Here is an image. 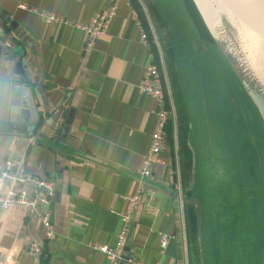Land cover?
Here are the masks:
<instances>
[{
    "label": "crops",
    "instance_id": "crops-1",
    "mask_svg": "<svg viewBox=\"0 0 264 264\" xmlns=\"http://www.w3.org/2000/svg\"><path fill=\"white\" fill-rule=\"evenodd\" d=\"M108 2L0 0V124L27 125L25 132H0V171L11 159L52 184L41 190L48 200L39 206L50 228L23 207H0V264H199L194 211L181 191L190 177L187 132L197 121L188 114L179 63H188L191 87L202 94L213 66L211 37L191 0H118L103 35L86 47L82 27ZM142 31L155 45L142 43ZM158 58L177 114L169 117L160 162L132 211L121 260L113 263L94 246H115L119 214L157 128V102L139 84ZM198 108L204 114L202 99ZM201 142L206 151L216 149L209 138ZM7 186L0 182V194ZM201 233L202 240L203 224ZM33 241L42 246L39 257L28 251Z\"/></svg>",
    "mask_w": 264,
    "mask_h": 264
},
{
    "label": "rangeland",
    "instance_id": "rangeland-1",
    "mask_svg": "<svg viewBox=\"0 0 264 264\" xmlns=\"http://www.w3.org/2000/svg\"><path fill=\"white\" fill-rule=\"evenodd\" d=\"M212 2L214 7L220 4ZM227 11L222 7L220 13L229 22L231 36L240 38L235 14ZM209 42L213 66L202 94L199 87H191L188 63H179L188 114L197 121L193 133L190 123L197 160L192 194L203 204L204 264H256L264 260L258 251L264 239V126L214 41ZM200 99L204 114L198 108ZM203 137L216 149L206 151L199 144Z\"/></svg>",
    "mask_w": 264,
    "mask_h": 264
},
{
    "label": "built area",
    "instance_id": "built-area-1",
    "mask_svg": "<svg viewBox=\"0 0 264 264\" xmlns=\"http://www.w3.org/2000/svg\"><path fill=\"white\" fill-rule=\"evenodd\" d=\"M117 8L118 0H109L106 7L96 13L88 25L82 27L86 30L88 36L86 47L90 46L94 39L103 35L110 19L116 14ZM41 16L46 21L58 19L46 14H41ZM141 40L144 45L148 46L146 33L143 31L141 32ZM139 89L142 93L151 96L157 102V128L150 134V142L144 155L142 167L139 173L134 177L135 189L133 193L127 197V210L119 214L122 227L116 236L115 246H94V249L108 256L113 263L121 260V252L129 231L132 211L140 202L144 194L146 180L151 175L152 167L160 162L159 153L165 146V129L169 114L165 109V93L161 74L155 64L149 63L145 67ZM170 105L172 108L171 115L175 117L174 107H172L171 103ZM19 165L18 162L11 159H7L4 162V166L0 171V182L7 181L8 186L6 192L0 194V207L7 208L13 205L23 207L31 214L39 215L43 225L50 228V222L40 214L39 206L48 200V195L43 194L41 190L45 189L49 192L52 188V184L48 179L31 176L25 173ZM167 242V235L160 236V246L162 248L166 246ZM28 251L35 257H39L42 255V246L40 243L33 241L28 245ZM128 262L132 264H142L133 262L131 259H129Z\"/></svg>",
    "mask_w": 264,
    "mask_h": 264
},
{
    "label": "water",
    "instance_id": "water-1",
    "mask_svg": "<svg viewBox=\"0 0 264 264\" xmlns=\"http://www.w3.org/2000/svg\"><path fill=\"white\" fill-rule=\"evenodd\" d=\"M194 4L199 17L201 18L205 28L207 29L211 39L214 41L216 48L221 52L222 56L224 57L225 61L227 62V65L229 66L233 76L238 81L240 87L245 91V93L250 98V101L254 105L256 111L258 112L264 126V87L256 85V81L253 77V75H250L249 71H246L242 68V65L239 62V58L237 57V52L235 47H233V38L231 36V32L225 22L223 21L222 17L216 21L214 24L215 27L213 28L215 30V33L209 26L205 15L203 14L198 1L197 0H191ZM209 5L212 7V10H216V7H214L212 0H207ZM235 40V38H234ZM236 52V53H235ZM27 125L25 123L20 122H11L9 125L6 124H0V132H4L7 128L12 129L16 132H25ZM190 124H189V131L187 132V139H186V145L190 151L191 156V166H190V177L189 182L187 184V188L184 190L182 188V200L184 203L189 204L192 206L195 219H196V243L198 247V258H199V264H204L203 259V252H202V217H201V211H202V204L198 198H195L193 196H188V193H191L194 189L195 182H196V167H197V160H196V151L193 148L190 140ZM186 193V195H185Z\"/></svg>",
    "mask_w": 264,
    "mask_h": 264
},
{
    "label": "bare ground",
    "instance_id": "bare-ground-1",
    "mask_svg": "<svg viewBox=\"0 0 264 264\" xmlns=\"http://www.w3.org/2000/svg\"><path fill=\"white\" fill-rule=\"evenodd\" d=\"M197 1L214 33V24L220 17L228 27V20L220 13L222 7L228 10V14H235L242 32H239L240 38H235V40L233 38V47L236 49L242 68L253 75L256 85L264 87V0H225L226 2L217 0L220 4L214 11L207 0Z\"/></svg>",
    "mask_w": 264,
    "mask_h": 264
},
{
    "label": "trees",
    "instance_id": "trees-1",
    "mask_svg": "<svg viewBox=\"0 0 264 264\" xmlns=\"http://www.w3.org/2000/svg\"><path fill=\"white\" fill-rule=\"evenodd\" d=\"M192 14H194L195 16H197L196 12L194 11ZM198 17V16H197ZM199 19V18H198ZM144 29V28H143ZM203 30L205 31V29L203 28ZM145 31V30H144ZM146 31H149L148 29H146ZM146 37H147V42H148V48L151 46V45H155L154 44V41H153V38L151 36V34L149 32L146 33ZM209 39V38H208ZM210 41V39H209ZM155 49V47H154ZM156 62V66L158 67L159 71H160V74H161V78H162V83H163V90H164V93H165V96H164V103H165V109L166 111L168 112V114L170 115L169 117H171V114H172V108H171V105H170V100H169V97H168V94L165 90V85H164V79H163V76H162V72H161V69H160V64H159V58L157 59V61H154ZM172 97H173V101H174V104H176L175 101H177V96L175 97L173 95V92H172ZM174 111H175V114H177V111H176V107L174 106ZM171 123V119L168 118L167 120V123H166V129H167V126L168 124ZM166 129H165V133H166ZM186 150V153H187V159H188V162H187V169L189 171L190 169V153L188 151V149H185ZM191 193H188L187 195L188 196H191L190 195ZM202 226V225H201ZM196 219H195V215H193V231L194 233L196 234ZM202 241V246H203V239L201 240ZM258 247V246H257ZM258 251L261 255V258L264 257V239H261V243L259 244V247H258ZM263 261V264H264V260H259L256 264H261Z\"/></svg>",
    "mask_w": 264,
    "mask_h": 264
},
{
    "label": "flooded vegetation",
    "instance_id": "flooded-vegetation-1",
    "mask_svg": "<svg viewBox=\"0 0 264 264\" xmlns=\"http://www.w3.org/2000/svg\"><path fill=\"white\" fill-rule=\"evenodd\" d=\"M202 248H203V246H202Z\"/></svg>",
    "mask_w": 264,
    "mask_h": 264
}]
</instances>
